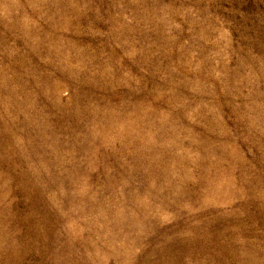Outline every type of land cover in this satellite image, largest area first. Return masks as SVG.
<instances>
[{"label": "rangeland", "instance_id": "rangeland-1", "mask_svg": "<svg viewBox=\"0 0 264 264\" xmlns=\"http://www.w3.org/2000/svg\"><path fill=\"white\" fill-rule=\"evenodd\" d=\"M0 264H264V0H0Z\"/></svg>", "mask_w": 264, "mask_h": 264}]
</instances>
